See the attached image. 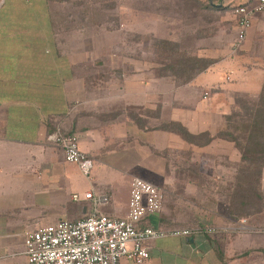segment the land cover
<instances>
[{
  "label": "crops",
  "instance_id": "crops-1",
  "mask_svg": "<svg viewBox=\"0 0 264 264\" xmlns=\"http://www.w3.org/2000/svg\"><path fill=\"white\" fill-rule=\"evenodd\" d=\"M254 1L211 0L212 9L225 15L212 36L216 45L201 46L200 56L214 62L175 86L165 77L127 75L125 58L107 36L111 30L89 34L76 15L65 12L66 0H0V264H29L25 232L83 217L90 209L84 194L91 189L109 195L101 212L124 217L133 177L148 171L167 184L162 162L152 156L192 143L163 125L177 122L190 134L214 135L224 128L237 95L255 101L264 94V14L253 16L238 47L235 21L225 20L234 5ZM153 105L159 115L148 128L140 110ZM57 128L79 135L80 149L93 161L88 176L47 140ZM193 162L215 167L213 161ZM161 212L140 225L191 232L147 242L150 256L142 264H264V227L245 220L241 229L240 222L204 209L184 218L172 217L166 206ZM121 264L135 263L124 258Z\"/></svg>",
  "mask_w": 264,
  "mask_h": 264
},
{
  "label": "rangeland",
  "instance_id": "rangeland-1",
  "mask_svg": "<svg viewBox=\"0 0 264 264\" xmlns=\"http://www.w3.org/2000/svg\"><path fill=\"white\" fill-rule=\"evenodd\" d=\"M66 1L70 3H65V12L76 15L79 24H84L89 34L98 35L101 34L100 31L111 30L107 36L119 49V57L125 58L127 75L136 74V78L141 77L147 81L165 77L172 80L175 86L179 81L171 76L169 70L163 69V57L158 52L157 41L171 39L180 50L201 57L200 55L205 54L204 50L200 51L201 46L216 45L217 39L212 36L221 26V14L225 15V12L217 13L212 9L211 0ZM230 15L225 20L235 21L233 13ZM209 50L211 49L208 48L206 53ZM221 52L214 53V56ZM112 76L116 77V74ZM183 85L185 84L179 86ZM206 94L208 96L207 91ZM177 105L180 106L181 101H176ZM140 111L143 115L141 123L151 128L149 123H154L153 118L159 115V110L154 107L142 108ZM231 111L226 120L228 126L225 124L214 135L209 132L201 133L196 139V147L203 146L205 151L198 152L190 144L185 148L165 149L161 158L152 156L162 162L167 184L163 182L164 178L161 183L160 176H155L152 172L143 171L141 174V177L163 190L162 208H170L172 217L184 218L182 214L188 216L191 214L190 210L195 211L196 208L199 214L204 209L212 216V213L218 214L225 221L232 219L238 223L245 219L255 226L264 227V202L259 198H249L251 189L256 191L257 185L253 183L256 181L255 169L249 176L245 173L247 168L239 161L241 154L236 145L239 144L238 147L245 152L250 151V155L264 148V94L261 93L255 101L237 95ZM254 122L258 123L253 124ZM248 124L253 125L248 127ZM217 139L221 140L219 142L222 146L218 145L219 142L215 143ZM144 154L151 156L148 152ZM197 159L213 161L215 167L211 166L213 163L203 167L193 162ZM234 169L238 171V175L234 174ZM212 175L219 176L216 180H211L208 177L211 178ZM188 179L191 180L189 184L186 182ZM187 185H190L189 189L186 188Z\"/></svg>",
  "mask_w": 264,
  "mask_h": 264
},
{
  "label": "built area",
  "instance_id": "built-area-1",
  "mask_svg": "<svg viewBox=\"0 0 264 264\" xmlns=\"http://www.w3.org/2000/svg\"><path fill=\"white\" fill-rule=\"evenodd\" d=\"M235 17V47L245 39L255 14H264V0L237 4L232 7ZM206 96V92H205ZM47 140L63 152L66 162L76 164L80 172L88 176L92 159L79 147L77 133H63L55 129ZM264 192V171L261 177ZM79 200L78 194L72 195ZM90 202L89 211L81 218H67L34 230L23 236L24 256L29 264H121L129 258L142 264L149 258L147 242L168 235H188V229H163L153 224L140 225L149 216L158 215L163 206L164 193L156 184L141 177H133L130 183L128 211L124 217H110L100 211L109 202L107 193L92 189L84 194ZM245 219L240 221L243 228Z\"/></svg>",
  "mask_w": 264,
  "mask_h": 264
},
{
  "label": "trees",
  "instance_id": "trees-1",
  "mask_svg": "<svg viewBox=\"0 0 264 264\" xmlns=\"http://www.w3.org/2000/svg\"><path fill=\"white\" fill-rule=\"evenodd\" d=\"M156 46L158 47L159 54L161 55V57H163V61L161 62L164 67L163 69L169 70L171 76H174V78L179 81L176 82L177 86L189 83L199 73L203 72L214 62L211 59L191 55L186 51L180 50L177 43L171 39H159ZM179 78H181V80H178ZM228 117L229 115L226 117V120ZM262 122V126L264 127V117ZM255 123L258 122H254L253 124ZM253 124H248V127H252ZM226 126H228V124H226ZM162 128L178 134L188 143H192L195 145H197V142H195L196 139L201 135L190 134L185 129V127L177 122H169L167 123V125H163ZM236 145L241 154V158L239 161L243 166L246 165L247 168L245 173L249 176L250 172L255 169L256 181H254L253 183L257 185L256 191H252L251 189L249 198H259L264 202V192L261 189V177L264 171V148L258 149L255 151V153L252 152V154L254 155H250V151L245 152L244 150L240 149V147H238L239 144ZM233 171L234 174L238 175V171L236 169H234ZM248 184L252 183L248 182Z\"/></svg>",
  "mask_w": 264,
  "mask_h": 264
}]
</instances>
